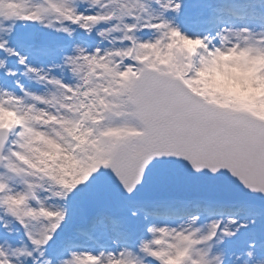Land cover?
<instances>
[{"label": "snow or ice", "instance_id": "snow-or-ice-1", "mask_svg": "<svg viewBox=\"0 0 264 264\" xmlns=\"http://www.w3.org/2000/svg\"><path fill=\"white\" fill-rule=\"evenodd\" d=\"M0 264H264V0H0Z\"/></svg>", "mask_w": 264, "mask_h": 264}]
</instances>
